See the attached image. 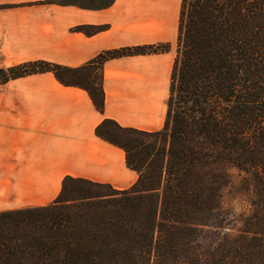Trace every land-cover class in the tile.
I'll return each mask as SVG.
<instances>
[{
	"label": "trees",
	"instance_id": "obj_1",
	"mask_svg": "<svg viewBox=\"0 0 264 264\" xmlns=\"http://www.w3.org/2000/svg\"><path fill=\"white\" fill-rule=\"evenodd\" d=\"M167 46L110 49L78 67L23 62L0 68V82L52 71L102 111L103 62ZM95 133L124 150L136 181L118 190L66 176L49 205L0 212V264H264V0H181L163 127L104 118ZM234 177L250 214L222 235Z\"/></svg>",
	"mask_w": 264,
	"mask_h": 264
},
{
	"label": "crops",
	"instance_id": "obj_2",
	"mask_svg": "<svg viewBox=\"0 0 264 264\" xmlns=\"http://www.w3.org/2000/svg\"><path fill=\"white\" fill-rule=\"evenodd\" d=\"M181 0H114L107 7L0 0V68L47 61L78 67L101 52L168 44L103 62L104 106L52 71L0 82V212L49 205L66 176L130 187L124 150L96 135L110 118L146 131L164 125ZM80 27H102L87 34Z\"/></svg>",
	"mask_w": 264,
	"mask_h": 264
},
{
	"label": "clouds",
	"instance_id": "obj_3",
	"mask_svg": "<svg viewBox=\"0 0 264 264\" xmlns=\"http://www.w3.org/2000/svg\"><path fill=\"white\" fill-rule=\"evenodd\" d=\"M235 171V170H234ZM250 214V206L246 201L234 200L230 205V211L227 215V223L222 229L223 234H230L233 232V224L236 227H242L243 221L239 219L242 215Z\"/></svg>",
	"mask_w": 264,
	"mask_h": 264
},
{
	"label": "rangeland",
	"instance_id": "obj_4",
	"mask_svg": "<svg viewBox=\"0 0 264 264\" xmlns=\"http://www.w3.org/2000/svg\"><path fill=\"white\" fill-rule=\"evenodd\" d=\"M75 1H78L84 5H90V6H99L101 4H103L104 2H106L107 0H75ZM161 47H166V44H162V45H159L158 48H161ZM169 47V45L167 46ZM173 53H174V56H175V53H176V43L173 45ZM93 68H90L88 69V72L89 71H92ZM96 75V80L99 82V75H100V70L99 68H96L95 70V73ZM236 180H237V177H234V180L232 182V185L227 188L224 192V197H223V202H224V205L225 206H229L232 204V202L234 200H239V201H246L244 197H242L241 195H238L236 197H233L234 195V192H232L233 190V186L236 184ZM233 197V198H232ZM247 202V201H246Z\"/></svg>",
	"mask_w": 264,
	"mask_h": 264
}]
</instances>
